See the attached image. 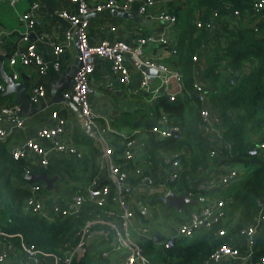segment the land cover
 <instances>
[{"label":"trees","instance_id":"16d2710c","mask_svg":"<svg viewBox=\"0 0 264 264\" xmlns=\"http://www.w3.org/2000/svg\"><path fill=\"white\" fill-rule=\"evenodd\" d=\"M252 7V0L172 2L165 11L174 19V24L168 43L162 45L169 53L163 62L181 74L183 94L170 101L167 94L162 93L145 109L122 110L112 120L114 133L110 134L109 143L116 163L124 168L132 167L131 162L127 163L122 156L127 149L134 150L143 143L140 162L149 164L146 171L157 179L160 170L170 167L168 159L177 155L182 172L172 188L175 193H187L194 189L192 183L203 173L210 172L213 165L209 137L200 130V103L193 95L195 82L202 80L211 87L209 105L220 116L223 139L228 146L220 150V164L238 170L236 180L222 190L224 214L218 221L196 229L188 238L177 239L174 247L169 249L156 247L153 238L138 239L150 264H204L222 244L235 245L242 231L255 222L259 211L264 215V156L248 154L251 148L264 140V11L257 13ZM198 21L203 24L201 28L197 26ZM172 49L175 53L171 52ZM194 56H198L197 62L193 60ZM226 66L231 68L233 75L225 73ZM232 78L233 84L230 82ZM138 99L144 101L145 96ZM162 114L168 126L178 128L176 136L161 138L153 132L159 126ZM131 144L136 147H130ZM101 153L100 147L91 145L89 152L80 159L75 155L68 156L69 160L64 162L53 159L47 169L33 172L53 177L57 166L65 162L77 163L84 166V173L71 177L75 181L84 180L88 185L98 173L97 160ZM28 165L25 160H16L0 141V232L14 236L7 239L0 236V243L8 241L15 249L19 247V238L15 235L19 234L29 245L61 255L76 245L83 226L96 219L107 220V212L116 209L115 191L112 189L105 205L86 202L77 214L48 221L26 207L25 200L31 194L27 185L41 183L30 182L24 177ZM68 170L65 166L60 168L61 178L56 183L63 182L70 175ZM102 183L111 184V179L106 176ZM41 184L45 196L52 194ZM83 190L75 188L77 193ZM57 201L63 203L62 198ZM260 202L263 206L259 205ZM191 208L185 206L183 213L177 212L178 222L187 219ZM151 210L152 218L157 219L156 199L151 201ZM165 210V206L161 207V213L170 218V211ZM145 212L148 210L136 208V219L149 227L151 219L146 218ZM91 229L110 230L100 222ZM220 231L224 234L220 235ZM109 237L113 238L111 230ZM262 256L264 223L257 235L250 264H256ZM102 259L99 253L80 261L74 260L72 264H92L94 260Z\"/></svg>","mask_w":264,"mask_h":264},{"label":"built area","instance_id":"2783aa9c","mask_svg":"<svg viewBox=\"0 0 264 264\" xmlns=\"http://www.w3.org/2000/svg\"><path fill=\"white\" fill-rule=\"evenodd\" d=\"M25 0H0V3H6L11 8ZM138 0H69L70 4L76 6V12L61 8L56 12L57 17L68 22L70 28L63 33L62 37L53 38L50 34H41L39 40L47 42L51 45L53 59L51 62L45 61L43 56L37 51L35 41L31 39V35L35 33L42 25L41 20L37 17L36 12L40 8L37 0H30L29 8L23 14L19 15V21L24 26L21 33V42L23 45L14 51L13 54L7 53L5 50L6 34L0 33V56L7 59L8 73L14 81H20V73L16 71L17 66L33 67L36 69V76L29 88V99L33 105L38 104L44 99L48 90L44 84V77L48 70L52 68L55 72L62 70L61 57L67 46L75 38L80 60V67L72 79L71 86L62 92L65 101H71L80 110L82 117L91 127L93 137L97 141V147L101 148L100 163L98 166L105 167L110 183H102L104 174L99 172L94 176L91 182L84 188L82 192H78L67 203L47 200L40 191L39 183L28 184L30 196L26 198L25 204L28 209L36 214H40L48 221H55L58 217L73 216L79 212L80 207L86 202L98 205H105L109 199L112 189L115 191L114 202L116 209L107 212V220L96 219L88 222L81 228L78 233L79 239L75 246L70 247L64 254H56L44 252L29 245L24 237L17 234L19 238V247L22 251L21 264H40L44 260H50L51 264H72L74 260L80 261L88 253L89 237L93 233L92 226L100 222L109 227L113 232V238L116 240V247L125 252L122 259L112 264H150L149 259L144 255L138 239H152L150 228L143 225L136 219L137 205L132 200L127 185L131 178L138 181L139 184L147 188H155L157 195V210L166 207L168 203V195L174 192L172 184L179 178L182 172V165L177 155L170 157L167 161L170 172L163 182H158L146 168H150L149 164L140 162L141 151L144 146L139 144L134 150L127 149L122 158L131 162L132 167L124 168L121 164L116 163L112 147L109 143L111 133L114 129L110 121L105 116L98 113L94 105L89 99V90L91 89V76L98 66L99 61H107L110 63L112 73L118 79L120 86L124 88V93L133 97L145 95L148 102L152 103L162 93L167 94L170 101L184 92V85L181 74L169 68L165 64H159L142 57L144 48L148 44L165 45L168 43L169 32L167 30L161 33H149L144 37H140L135 44L131 45L122 40H102L99 44H93L89 36V21L86 19L88 15L95 12H104L116 10L120 12H129L135 2ZM153 1H146L141 5L139 11L145 14L148 6ZM253 11L260 13L264 11V0H252ZM237 15V12H234ZM158 18L168 22L169 28L174 24V19L167 15L165 11H161ZM214 22V21H213ZM198 28L203 26L201 21L197 22ZM215 27V24H213ZM116 31L115 27L111 28ZM35 35V34H34ZM172 53L175 50L172 49ZM193 60L197 62L198 56H194ZM142 65L158 70V76L146 75L136 88H131L132 70L140 69ZM231 75L234 72L230 67L227 68ZM153 77H158L159 85L152 84ZM151 78V80H150ZM176 81L178 89L175 92L170 91V81ZM231 84L234 79H231ZM112 89V87H110ZM5 85L0 82V94L5 93ZM211 87L202 80H197L193 86V95L200 103L201 132L208 136L212 149L210 157L212 159L218 156V151L228 148L223 139L222 129L220 127V116L213 112L208 101V93ZM190 94V93H188ZM54 124L41 126L34 137L27 139L21 146H17L11 150L12 156L16 160H25L29 165L25 168L24 177L28 178L35 174L34 170L47 169L55 156H77L81 157L79 150L71 144L67 136V120L60 115L59 111L51 114ZM7 122L15 129H22L25 126L26 118L21 115V107L17 103L0 105V123ZM159 126L153 129L161 138L177 135L178 128L167 125V119L162 114L158 122ZM9 132L5 128L0 127V141H4ZM250 156H264V140L259 141L248 152ZM238 170L231 168L224 170L215 177L205 182H200L191 191L188 196L194 198L199 208L192 211L185 221L177 222L174 233L160 243V246L169 249L174 247L175 241L181 238L192 236L196 229L204 228L211 222L218 221L224 214L225 198L223 195H214L219 189L224 188L229 183L236 180ZM263 206V202H260ZM140 210H148L146 207ZM174 223V222H173ZM264 223V215L259 211L255 222L242 231L241 236L245 238L248 249L245 252L235 246L222 244L204 264H220L225 259L234 261L236 264H250L253 254V247L256 244V238ZM220 235L224 232L220 231ZM0 236L13 238V235H6L0 232ZM12 245L10 242L0 243V264H8V258ZM103 259H107L108 252H102ZM256 264H264V256H262Z\"/></svg>","mask_w":264,"mask_h":264},{"label":"crops","instance_id":"0c3cea01","mask_svg":"<svg viewBox=\"0 0 264 264\" xmlns=\"http://www.w3.org/2000/svg\"><path fill=\"white\" fill-rule=\"evenodd\" d=\"M40 4L39 10L36 12L37 17L41 20L42 25L39 29L35 31L34 40L37 46V51L43 56L45 61L51 62L53 59L51 45L47 42H41L39 37L41 34L47 33L50 34L51 37H62L63 33L70 28L68 22L57 17L56 12L61 8H68L74 12H76V6L70 4L69 0H37ZM148 0H138L135 2L131 10L128 12L129 15L126 18H121L117 16L113 11H104V12H95L90 14L89 21V36L90 41L93 44H99L102 40H122L131 45L135 44L136 41L140 37H144L149 33H161L164 30L168 32H172L171 28H169L168 22L164 20H160L158 18L161 11H166L168 6L175 1L178 0H149L153 1V4L148 6L145 14L140 13L139 9L141 5H143ZM30 0H25L20 2L16 9L11 8L6 3L0 4V33L5 32L6 41H5V50L9 54H13L14 51L19 47V45H23L21 42V33L24 31V26L19 21V15L23 14L29 8ZM115 27L116 31H112L111 28ZM142 57L147 60L157 62L159 64H165L163 61L169 57L168 51L161 45H152L148 44L144 48V52ZM78 58V50L75 38L71 41L70 45L67 46L62 54L61 63L62 70L60 72H55L52 68H50L44 77V84L48 90L47 96L42 99L38 104L34 106L42 105L44 109L39 111L33 116H24L26 118L25 126L22 129H15L9 123L2 122L0 123V127L8 130L9 134L4 141L6 149L11 152V150L17 146H21L27 139L32 138L36 135L37 130L44 125H52L54 124L53 119L51 118V114L54 111H59L60 115L64 117L67 124V136L68 140H70L71 144H73L81 153V157L83 154L89 152L91 145L97 146V141L94 137L87 134L84 129L81 127L79 122H77V118L71 108L64 102L60 103H52V85L55 82H59L62 78V73L74 66L76 59ZM6 61V69L9 70ZM227 66L224 68L225 73H228ZM16 71L20 73V81H22V75H26L30 78L31 83H33L36 76V69L33 67H22L17 66ZM230 74V73H228ZM231 75V74H230ZM146 75L141 69L132 70L131 76V88H136L139 83L143 80ZM71 78V84H72ZM151 80V79H150ZM160 80L158 77H153L152 84L157 86L159 85ZM71 86V85H70ZM69 86V87H70ZM68 87V88H69ZM112 87V89L110 88ZM67 88V89H68ZM178 89L177 82L172 80L170 81V91L175 92ZM91 90L92 93H89V99L94 105L95 110L103 115L99 110H97L96 106H98L97 101L101 100L106 101L108 98H119L121 99L124 96V88L120 86L118 79L112 73L110 69V63L107 61H99L98 66L95 68L94 73L91 76ZM29 93V91H28ZM145 96V95H144ZM135 101H130L125 105L112 103V110H109L105 116L111 125L112 120L119 116L122 110H142L145 109V103L143 100L138 99L136 97ZM145 102H148V98L145 96ZM16 101L15 94L5 95L0 94V105L3 104H13ZM52 103L51 105H49ZM149 103V102H148ZM92 138L89 140V138ZM110 140V138H109ZM135 146L136 145H132ZM220 151H218V156L212 159L213 165L212 170L210 172H205L202 174L199 180L192 183V187L195 188L197 184L200 182H205L208 179L217 176L224 170H228L225 166L220 164ZM68 158V159H66ZM69 160L68 156L58 155L54 157V160ZM98 164L100 163L97 160ZM67 167L70 175H67L63 182L55 183V188L61 194L59 197L55 194H49L46 196L47 200L57 201L62 198L63 203H67L73 197L75 192V188L83 189L87 185H85L84 180L75 181L71 176H81L84 172V166H78L77 163L73 165L70 163H64L56 167V173L60 168ZM72 165V166H71ZM100 169V173L104 174V179L106 176L108 177L107 170L105 167L98 166ZM82 170V172H81ZM99 172V170H98ZM170 172V168L162 169L159 171V175L156 180L158 182H163L164 179L168 176ZM103 179V180H104ZM127 190L130 192L132 200L136 203L137 208L146 207L148 212L146 213V218H152V210H151V201L155 199L157 195V190L155 188H147L136 181V179L131 178L129 184L127 185ZM222 189L215 192L214 195H223ZM217 195V196H218ZM55 197V198H54ZM191 210L188 211L187 216L192 211H195L199 208V205H191ZM166 211V210H165ZM171 212V210H170ZM184 212V211H183ZM162 215L165 217L164 213H160L159 216ZM158 216V217H159ZM165 219V218H164ZM155 220V219H154ZM168 220V219H167ZM151 224V223H150ZM103 226H106L102 224ZM150 234L152 238L157 237L158 239L168 238L171 236L176 227H174V223L170 224V226L162 227V228H154L152 224L149 226ZM166 231H164V230ZM95 232V231H93ZM110 230L104 229L102 231H96V234L93 236L92 240L89 243L87 256L92 257L93 254H101L102 252H108L109 256L107 259H102L105 263L103 264H112L117 260L122 259L125 255V252L117 249L115 238L109 237ZM93 234V233H92ZM91 234V235H92ZM155 244L159 245L161 242H156ZM235 246L239 247L242 252L247 251L248 245L244 237L240 236V238L235 242ZM157 247V246H156ZM84 257V258H85ZM89 257V258H90ZM22 262V251L20 247H16L15 249L10 250L8 264H21ZM40 264H51L50 260H44ZM92 264H102V261L94 260ZM220 264H236L234 261H230L225 259Z\"/></svg>","mask_w":264,"mask_h":264},{"label":"water","instance_id":"95a60500","mask_svg":"<svg viewBox=\"0 0 264 264\" xmlns=\"http://www.w3.org/2000/svg\"><path fill=\"white\" fill-rule=\"evenodd\" d=\"M117 16L121 18L128 17V12H120V11H113ZM90 15L86 17V19H89ZM31 39L34 40V35H31ZM81 63L79 60V56L76 59L74 66L72 68L66 69L62 73V78L59 82H55L52 85V103H60L64 102L66 103L71 110L74 112L79 124L84 129V131L93 137V131L91 130V127L87 124V122L84 120V118L81 115V112L79 108L72 103L71 101H65L62 97V92L66 90L71 85V78L75 75V73L78 71ZM140 69L149 76H158L160 73L158 70L147 67L145 65H142ZM151 79V78H150ZM0 82H2L5 85V95H11L15 94L16 101L15 103L19 104L21 107V115L22 116H33L39 111L44 109V106H34L28 96V90L31 86V80L28 76L22 75V81H14L12 76L8 73L6 69V61L3 56H0ZM89 93H92V90H89ZM50 103L49 105H51ZM132 147V144L130 145ZM61 178V173L58 171L55 176L48 177L47 175L43 174L42 172L32 174L27 179L30 182H41L45 185V189L48 192H51L55 194L56 196H60L61 194L57 191L55 188V183ZM191 205H197V201L188 196L187 194L181 192V193H175L171 192L168 195V203L166 205V210L170 211L171 209H175L178 213H183L185 206H191ZM96 234V231L93 232V234L89 237L88 242L92 240L93 236ZM166 238H162L161 240L157 237H154L153 240L156 242H162Z\"/></svg>","mask_w":264,"mask_h":264},{"label":"rangeland","instance_id":"374dc122","mask_svg":"<svg viewBox=\"0 0 264 264\" xmlns=\"http://www.w3.org/2000/svg\"><path fill=\"white\" fill-rule=\"evenodd\" d=\"M108 99L106 100V101H104V100H101L100 102H98L97 101V104H98V106H96V108H97V110H99L103 115H106V113L109 111V110H112L111 109V107L113 106L112 105V103H116V104H122V105H125L126 103H128V102H130V101H135L134 99L136 98V97H133V96H131L130 94H124V96L121 98V99H119V98H110V97H107ZM144 103H145V106H150L149 105V103L146 101L145 102V100H144ZM78 122V121H77ZM39 186H40V191H41V194L43 195V196H45V194L43 193V190H44V186L41 184V183H39ZM158 211H159V214L161 213V209H158ZM171 215H170V218H166V217H164L163 218V216L162 215H160L157 219H152L151 220V224H152V226L154 227V228H156V227H158V228H164V227H169L170 226V224H173V222H174V227H176V225H177V222H178V220H177V211L175 210V209H171ZM168 219V220H167ZM164 230V229H163ZM165 231V230H164ZM166 232V231H165ZM156 246L157 247H159L160 246V243H159V245H157L156 244ZM90 257V256H89ZM88 257V258H89ZM100 261H102V264L103 263H105L103 260H100Z\"/></svg>","mask_w":264,"mask_h":264}]
</instances>
